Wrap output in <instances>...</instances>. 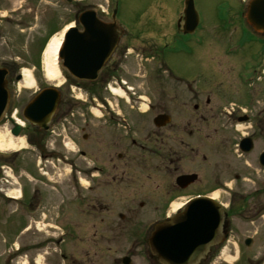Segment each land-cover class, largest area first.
<instances>
[{
	"label": "flooded vegetation",
	"instance_id": "obj_1",
	"mask_svg": "<svg viewBox=\"0 0 264 264\" xmlns=\"http://www.w3.org/2000/svg\"><path fill=\"white\" fill-rule=\"evenodd\" d=\"M47 1L36 0V6L31 4L40 11L46 30L59 28L66 17L76 20L87 11H94L104 23L112 22L118 8L116 0L111 11L89 1ZM152 1L155 5H164L163 14L174 12L177 16L173 34L164 36L162 45L153 43L148 52L153 64L164 66L166 76L155 73L156 77L142 82V85L147 82V96L136 92L141 87L123 80L125 59L138 51L134 43L142 39L139 35L129 38L125 32L98 81L106 90L112 85L119 86L125 94L120 99L127 103L129 110L114 109L106 97L104 105H100L101 116L95 115L102 120L101 125L93 128L90 116L83 120L76 118L79 113L73 110L74 103L69 105L67 117L61 115L60 102L51 130L44 132L25 121L24 111L41 91L54 86L44 85L42 68L45 78L46 73L39 58L42 39L53 31H29L33 21H27V12L32 13L33 9L27 8V0L21 1L19 7H15L17 1L0 0V71L5 73L10 98L0 127L10 123V133L19 128L20 137L16 139L25 135L30 146L39 151L42 161L51 165L49 160H52L56 168H70L66 181L69 193L62 195L63 201L59 204L72 203L60 212L59 205L50 207L54 199L47 193H43L48 195L47 205L42 195L31 201L26 195V201L19 204L2 194L0 246L4 250L0 252V264H108L111 245L119 246L125 236H129L131 248L125 256L111 254L110 264H125V259H130L132 264L140 255L150 264H161L156 249L151 246L157 226L183 214L185 206L197 197L211 199L226 215L218 244L232 243L240 229L264 230V0H260L262 16L258 23L251 14L258 0H214L212 14L216 23L210 36V49L215 50V55L213 76L209 79L176 76L162 51L164 47L170 48L169 39L175 40L177 35L182 38L177 42L183 48L194 46L193 37L200 27L190 35L183 31L186 0ZM175 2L179 4L176 8ZM194 5L201 20L205 16L202 5L199 0H194ZM67 6L70 7L68 14H61L60 7L66 12ZM38 18L39 15L35 21ZM33 32L32 46L25 38ZM124 39L130 43H122ZM6 53H18V56L7 59L1 55ZM114 56L119 58L118 62L114 63ZM26 65L37 71V80L33 70L30 73L34 82L41 85L35 92L31 91L33 87L28 89L24 85ZM77 84L92 87L89 83ZM24 101L26 104L20 107ZM143 105L148 108L142 110ZM65 119L70 125L68 129L79 124L77 131H83L81 137L86 144L84 149L77 144L78 155L76 151L65 155L61 148L48 150L57 132L66 131L67 127L62 126ZM89 129L93 132L85 133ZM74 136L78 138L77 134ZM83 160L85 174H80L79 163ZM79 176L87 183L85 188ZM36 192L35 189L32 193ZM40 202L37 222L32 216L40 210L35 205ZM51 210L55 215L43 218ZM142 211L147 216L138 221ZM13 218L22 221L12 226L9 220ZM48 218L54 222L47 221ZM31 222L48 229L41 230L42 233L38 230L39 236L31 234ZM254 241L247 236L242 245L249 247ZM218 244L199 264L220 263L222 246ZM244 255H238V264L244 258L250 264L252 258ZM257 260L264 261V258Z\"/></svg>",
	"mask_w": 264,
	"mask_h": 264
},
{
	"label": "rangeland",
	"instance_id": "obj_2",
	"mask_svg": "<svg viewBox=\"0 0 264 264\" xmlns=\"http://www.w3.org/2000/svg\"><path fill=\"white\" fill-rule=\"evenodd\" d=\"M14 2L17 1V4L15 7L20 6V2L23 0H13ZM27 8H32L33 5L36 6L35 2L36 0H27ZM47 1V0H46ZM84 3H87L89 1L93 4H102V6L106 7L107 1H109V9L110 11L113 9V5L115 0H82ZM114 1V2H113ZM118 3V15H117V22L125 29L127 33V36L133 37L135 35L141 36V40L134 43L135 46H138V51L135 50L133 55H129L127 59H125L124 67L122 68V71L124 72L121 77L123 80H127L129 83H131L132 86L140 89L136 90L139 95L147 96L148 91V85L145 80L149 78L156 77L155 73H158L157 76L165 77L166 75L163 73L165 68L164 66L160 67L159 64H153V62L150 61L148 52L149 47L153 45V43L162 45L164 42V36H167L169 34H173L175 31V25L177 23V16L174 14H163V4L159 3V5H155V3L152 0H116ZM48 2V1H47ZM202 7L201 10L205 12V16L201 19V27L199 29V32L193 37L194 46L186 49L180 46V44L177 42L178 40H182V38L177 37L172 39L170 38L167 45H170V48H163L162 51H165V61L168 64V67L171 68V71L179 77H185V76H199L203 79H209L212 75V69H213V55H215V50L210 49V36L213 33V29H215V23L216 20L213 18V5L214 0H199ZM31 4H33L31 6ZM44 5V4H43ZM174 6L175 8L179 5L175 2ZM38 6H40L38 4ZM33 12H27V21L30 23L33 21L31 30L29 31H48L50 30L46 26H43L41 20H40V11L36 10L35 8H32ZM66 12L62 11V8L60 7L61 14H68V10H70V7L65 8ZM175 10V9H174ZM39 15L38 20L35 21V18ZM65 15V16H66ZM63 17V16H62ZM74 19L72 17L65 18V23L60 22V28H53V30L50 31H58L55 33V35H61L63 30L71 25H74ZM62 28V29H61ZM49 32V33H53ZM30 34V33H29ZM49 34L47 37H44L42 39L41 47L39 48V51L41 52L40 55V66L44 64V52L45 49L51 40L52 35ZM133 34V35H129ZM35 33L28 35L26 39V43L29 42V44H32V40L34 39ZM54 35V36H55ZM53 36V37H54ZM36 38V37H35ZM156 39V41H155ZM163 39V41H161ZM28 40V41H27ZM40 40V39H36ZM160 40V42L158 41ZM129 42L128 40L124 39L122 43ZM175 42V44H174ZM202 42V44H199ZM130 43V42H129ZM34 44H32L33 46ZM143 51H146L145 54L142 53ZM190 50V51H189ZM257 51V50H256ZM4 55L5 58H14L18 56V53H6L1 54ZM115 57V56H114ZM218 60H221L219 57ZM119 58L115 57L114 63L118 62ZM222 61H226L222 57ZM160 67V68H159ZM59 69L61 72V84L53 83L48 81L47 78L44 76L43 68L42 71H40L43 83L44 85H54L58 86L60 89V92L62 94L61 98V109L60 112L62 114H66L68 111L69 105L74 103L73 110H76V118H81L80 120H83L85 117H91L93 123H91V126L95 128L96 126L101 125L99 117L101 116V111L103 110L101 107H97V104L104 105L103 99L108 98L111 102V106L114 109H122L127 112L129 110V106L127 103L120 99L116 94L114 96L111 95L109 90H106V88L100 87L98 90H94V87H88L81 88V86H78L74 79L69 75V73L62 67V61L59 59ZM23 70L29 71V74L33 70L34 76H36L37 80V71L34 70L33 67L26 65ZM162 71V72H161ZM44 76V77H43ZM102 84V83H100ZM113 88H116L115 85H112ZM41 85L34 83V87L31 90L32 92H35L38 88H40ZM96 91V92H95ZM91 92H95L93 95ZM96 95V96H94ZM76 97V98H74ZM79 99V100H77ZM26 102L20 103V107H23ZM16 106H18L15 103ZM148 107L146 105L141 106L142 110H146ZM21 110V108H18ZM23 109V108H22ZM92 110V112H91ZM98 112V113H96ZM124 112V111H123ZM124 112V113H125ZM96 115V116H95ZM67 117V114H66ZM18 119L21 121V119L18 116ZM66 121L64 124L67 126L65 132H57V135L54 137L55 140L50 142L51 145H48V150L51 151L53 148H61L67 155V153H72L73 151H78V145L85 147V141H83L81 135L83 134V131L77 129H80L79 124H76L75 127H70L68 123V119H65ZM11 124L7 123L0 127V133L4 136L5 139L9 140L12 139L15 143H18L20 141H24L25 148L27 150H23L21 152H1L0 151V197H3L2 194L8 193L10 197L17 200L19 204L22 203L23 200L26 201V195L30 197V201L33 200L37 195H41L42 193H47L53 196L54 202H52L50 207L52 209L55 208V206L59 205L60 202L63 201L62 195H65L69 192L66 187V180L69 177L70 168L65 167V170L61 168H56L54 165H50L46 163V168L39 167L38 162H40L39 159V151L37 152L36 148L31 147L28 145V142H26L25 135L22 136V139L14 140V138L10 134ZM93 129L86 130L85 133L89 134L90 131ZM93 132V131H91ZM78 136L76 138L74 135ZM70 155V154H69ZM46 159V158H45ZM50 163L53 162L52 160H49ZM85 161H81L79 163L78 172L85 174ZM59 166H63L62 164H59ZM2 167H10L13 171L9 172L10 176L7 177L2 173ZM58 167V166H57ZM61 169V170H59ZM57 173V174H56ZM80 177V176H79ZM8 180L9 183L7 184L6 181ZM82 186L85 188L87 186V183L83 181ZM36 189V193H32L33 190ZM82 189V188H81ZM21 192V193H20ZM14 194V195H13ZM43 203L44 205H47L48 202V195L42 194ZM187 200V199H186ZM85 203V201H84ZM185 203L184 201H181V204ZM36 206H39V203L35 204ZM86 205V203H85ZM68 206H72V203L67 201L65 203H61L62 207L59 211L64 212L66 211ZM176 206V205H175ZM178 206V205H177ZM1 207V204H0ZM49 207V208H50ZM41 209L38 211L36 215H33L32 219L35 220L37 218V215ZM45 211V210H43ZM54 211L46 212V215H43V218H46L49 216H54ZM77 216L81 218V214L79 211H77ZM147 214L145 211H142L139 215V219L143 220L145 219ZM47 219V221L54 222V220ZM38 222V219H36ZM19 219L13 218V220H9V222L17 225L20 223ZM46 221V222H47ZM26 222V221H25ZM10 224V223H9ZM58 224V223H57ZM23 226L26 224L23 223ZM56 225V223H55ZM3 225H1L2 227ZM29 226H32L31 234L36 233L37 236H39L38 230L41 232L47 231L48 227H44L43 224L40 225L35 224L34 222H31ZM60 227V226H59ZM13 229V228H12ZM131 230V228H130ZM2 231V230H1ZM16 234L18 230H15ZM58 232V230L56 231ZM42 233V232H41ZM14 236V235H13ZM33 236V235H32ZM251 236L255 239L253 245L251 247H245L242 245V240L247 237ZM231 242L233 243H226L219 251V256H222V260H219V264H238L236 261L238 259V255L241 253L244 256H249L252 258L250 264H262L264 261L257 260L258 257L264 258V230L263 228H253V229H240L235 234L234 238H232ZM24 243V242H23ZM131 240H129V236H125V239L120 242L119 246H116L115 244L111 245V250L108 252V264L111 262V254H119V256H125L127 255V249L131 248ZM110 249V247H108ZM4 248L0 246V252H3ZM118 251V252H117ZM222 253V254H221ZM245 258L243 261L239 264H247L244 263ZM132 264H150L148 259L145 256H138L137 260L132 262ZM215 264V263H213ZM264 264V263H263Z\"/></svg>",
	"mask_w": 264,
	"mask_h": 264
},
{
	"label": "water",
	"instance_id": "obj_3",
	"mask_svg": "<svg viewBox=\"0 0 264 264\" xmlns=\"http://www.w3.org/2000/svg\"><path fill=\"white\" fill-rule=\"evenodd\" d=\"M262 2L256 1L251 9L253 19L260 22ZM185 33H192L199 24V17L193 0L185 2ZM83 32L70 29L64 36L59 58L63 67L77 80L95 82L104 65L116 50L123 30L117 23L100 22L95 13L87 12L80 19ZM60 93L57 89L43 90L27 106L25 119L32 125L48 131V124L57 110ZM9 104L5 74L0 71V121ZM163 119V117H159ZM20 129L13 134L18 136ZM226 215L221 207L206 198L193 200L184 214L177 216L167 224L157 227L153 236V250L159 255L161 264H198L218 243L223 234V222ZM155 248V249H154ZM130 264V259H125Z\"/></svg>",
	"mask_w": 264,
	"mask_h": 264
},
{
	"label": "bare ground",
	"instance_id": "obj_4",
	"mask_svg": "<svg viewBox=\"0 0 264 264\" xmlns=\"http://www.w3.org/2000/svg\"><path fill=\"white\" fill-rule=\"evenodd\" d=\"M73 27V25L68 26L65 28V30L62 32L61 35H55L54 37L51 38V40L49 41L45 52H44V70L46 73V78L48 79V81L53 82V83H57L58 85L61 84V72L59 69V51L60 48L62 46V41H63V36L65 34L66 31H68L69 29H71ZM25 81H24V85L25 88H32L34 87V80L32 78V75L29 74V72L25 71ZM114 93H116V95L118 96H122L123 97V92L121 90H113ZM98 113V112H96ZM23 148H25V143L24 141H20L19 144L15 143L14 141H12V139H5L3 135H1L0 133V151L1 152H9V151H20ZM14 195V194H13ZM178 206L175 207V209H177Z\"/></svg>",
	"mask_w": 264,
	"mask_h": 264
},
{
	"label": "trees",
	"instance_id": "obj_5",
	"mask_svg": "<svg viewBox=\"0 0 264 264\" xmlns=\"http://www.w3.org/2000/svg\"><path fill=\"white\" fill-rule=\"evenodd\" d=\"M98 85H99L98 83L93 84L94 90H98Z\"/></svg>",
	"mask_w": 264,
	"mask_h": 264
}]
</instances>
